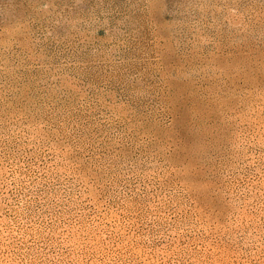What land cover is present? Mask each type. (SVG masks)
<instances>
[{"label": "rangeland", "instance_id": "1", "mask_svg": "<svg viewBox=\"0 0 264 264\" xmlns=\"http://www.w3.org/2000/svg\"><path fill=\"white\" fill-rule=\"evenodd\" d=\"M0 264H264V0H0Z\"/></svg>", "mask_w": 264, "mask_h": 264}]
</instances>
